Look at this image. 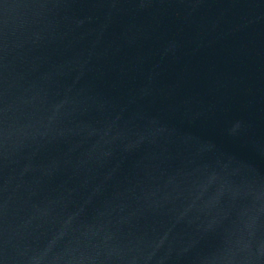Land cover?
Wrapping results in <instances>:
<instances>
[{
    "label": "water",
    "instance_id": "water-1",
    "mask_svg": "<svg viewBox=\"0 0 264 264\" xmlns=\"http://www.w3.org/2000/svg\"><path fill=\"white\" fill-rule=\"evenodd\" d=\"M0 264H264V0H0Z\"/></svg>",
    "mask_w": 264,
    "mask_h": 264
}]
</instances>
